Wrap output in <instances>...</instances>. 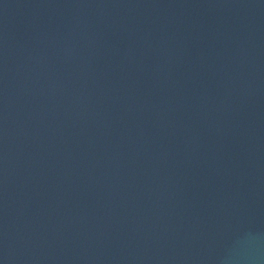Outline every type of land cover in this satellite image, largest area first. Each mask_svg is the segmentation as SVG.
<instances>
[{
  "label": "water",
  "instance_id": "obj_1",
  "mask_svg": "<svg viewBox=\"0 0 264 264\" xmlns=\"http://www.w3.org/2000/svg\"><path fill=\"white\" fill-rule=\"evenodd\" d=\"M0 264H264V0H0Z\"/></svg>",
  "mask_w": 264,
  "mask_h": 264
}]
</instances>
